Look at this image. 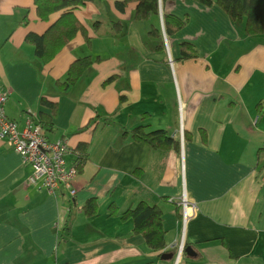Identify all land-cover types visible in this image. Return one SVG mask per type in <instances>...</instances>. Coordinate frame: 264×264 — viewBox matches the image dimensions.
Listing matches in <instances>:
<instances>
[{
  "label": "crops",
  "instance_id": "crops-1",
  "mask_svg": "<svg viewBox=\"0 0 264 264\" xmlns=\"http://www.w3.org/2000/svg\"><path fill=\"white\" fill-rule=\"evenodd\" d=\"M117 1L76 9L91 45L79 32L44 61L26 36L46 32L61 11L43 19L35 0H0L8 117L23 127L49 115L44 133L67 141L68 166L88 144L72 196L63 184L30 183L32 166L0 138V264H264V1L263 32L254 36L215 0H159L145 20L135 19V2L121 11ZM165 15L185 24L167 34ZM152 26L162 37L150 35ZM184 42L196 58L182 57ZM84 56L93 64L66 86ZM44 98L57 103L54 116ZM138 127L164 130L180 148L123 135ZM184 192L196 206L185 224ZM91 198L94 215L84 210ZM141 202L161 208L165 250L150 249L122 217Z\"/></svg>",
  "mask_w": 264,
  "mask_h": 264
},
{
  "label": "trees",
  "instance_id": "trees-1",
  "mask_svg": "<svg viewBox=\"0 0 264 264\" xmlns=\"http://www.w3.org/2000/svg\"><path fill=\"white\" fill-rule=\"evenodd\" d=\"M92 0H35L38 15L45 19L57 11H61L58 20L53 23L43 34L29 33L26 41L31 43L35 48V53L42 60H51L63 48L68 41L72 40L77 33H82L86 43L91 45V37L88 35L86 26L78 19L75 10L83 7ZM159 0H118L116 6L118 10H125L129 3L135 2L136 8L134 17L137 20L149 19L153 14L158 13ZM165 1V0H163ZM209 5L214 0H201ZM228 13L234 21H244L245 31L250 36L259 35L263 32V1L264 0H215ZM185 24L182 19L173 16H164L165 31L167 34H173ZM120 25V23H116ZM150 35L158 38L162 37L160 28L152 26ZM163 46V44H162ZM193 46L189 43L181 44V55L184 59L196 58L198 54L194 51ZM96 61L99 60L97 57ZM94 60L91 56L80 57L75 60L69 67L68 76L63 83L66 86L73 84L83 73L93 64ZM113 77L109 79L111 82ZM42 103L52 109V116L55 115L58 105L46 98ZM52 118L49 115H42L38 122L47 132L52 129ZM89 121L82 130L89 126ZM45 134V133H44ZM46 135V134H45ZM124 136L130 135L137 141L147 142L151 146L160 149H176L180 148V141L171 137L164 130H157L147 133L144 127H138L130 132L124 131ZM47 137V136H46ZM48 138V137H47ZM88 144L81 142L76 150H74L78 158L75 166L80 168L88 157ZM116 209L115 207H113ZM85 213L94 215L97 211L96 200L91 198L87 200L84 206ZM123 218L131 217L134 220V232L142 234L150 249L153 251H161L166 249L165 230L162 223V210L159 206H150L144 202L139 203L135 207L127 209L123 214Z\"/></svg>",
  "mask_w": 264,
  "mask_h": 264
},
{
  "label": "built area",
  "instance_id": "built-area-1",
  "mask_svg": "<svg viewBox=\"0 0 264 264\" xmlns=\"http://www.w3.org/2000/svg\"><path fill=\"white\" fill-rule=\"evenodd\" d=\"M11 93V87L0 84V138L5 139L21 155L23 161L32 166L30 183L41 182L49 190H54L63 184L70 195L74 196L76 189L72 181L77 174V167L68 166L66 163V155L70 151L67 141L64 139L49 140L43 133L41 125L33 118H28L23 127H20L16 120L9 118L5 105ZM181 135L183 138L182 131ZM180 206L182 220L185 224L190 216L191 206L192 213L195 212L196 206L189 202L185 192L180 198ZM183 249L182 243L178 250L177 261Z\"/></svg>",
  "mask_w": 264,
  "mask_h": 264
},
{
  "label": "rangeland",
  "instance_id": "rangeland-1",
  "mask_svg": "<svg viewBox=\"0 0 264 264\" xmlns=\"http://www.w3.org/2000/svg\"><path fill=\"white\" fill-rule=\"evenodd\" d=\"M6 106V105H5Z\"/></svg>",
  "mask_w": 264,
  "mask_h": 264
}]
</instances>
